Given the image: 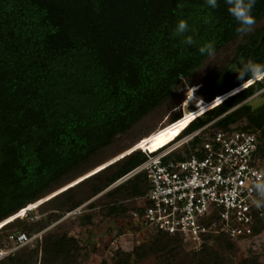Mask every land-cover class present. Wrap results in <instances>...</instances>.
<instances>
[{"label": "trees", "instance_id": "16d2710c", "mask_svg": "<svg viewBox=\"0 0 264 264\" xmlns=\"http://www.w3.org/2000/svg\"><path fill=\"white\" fill-rule=\"evenodd\" d=\"M218 4L210 8L206 0H0V223L14 217L0 230L25 224L33 217L30 207L52 199L70 196L73 207L84 202L92 194L80 200L71 195L91 183L96 193L115 182L146 160L142 149L157 150L179 134L177 138L209 123L181 147L189 154L211 130L234 123L235 110L225 111L264 81L251 80L229 97L247 84H243L247 76L212 84L207 99L191 96L188 102L195 107L170 117L169 125L157 130L145 148L87 174L110 160L102 153L117 137L129 133L131 147L150 136L156 127L141 128V123L208 57L199 53L200 46L211 41L218 52L233 37L237 23L225 0ZM263 13L264 0H256L255 19ZM181 19L188 22L189 31L174 37ZM263 35L264 29L239 48L246 51L247 60L264 63ZM187 36L193 45L183 43ZM215 117L219 118L213 121ZM248 119L244 127L258 129L257 154L264 157V110ZM168 157L182 155L177 150ZM261 167L264 171L263 163ZM124 182L108 194L132 197L144 194L149 186L145 171ZM130 218L133 221L131 214ZM19 231L36 232L16 229L9 236ZM149 231L154 238L134 249L138 256L156 255L164 260L160 264H171L183 253L178 237ZM262 232L257 224L252 236ZM234 242L226 234L208 235L192 252L190 264H260L256 256L233 263L223 253ZM30 246L15 250L0 264H70L76 251L63 235L41 236ZM116 259L114 264H129L121 255Z\"/></svg>", "mask_w": 264, "mask_h": 264}, {"label": "rangeland", "instance_id": "374dc122", "mask_svg": "<svg viewBox=\"0 0 264 264\" xmlns=\"http://www.w3.org/2000/svg\"><path fill=\"white\" fill-rule=\"evenodd\" d=\"M264 29V13L256 18L254 30L249 34H235L228 40L215 56L207 57L188 77L182 78L174 87V94L166 99L151 115L140 125L141 128H155L149 133L150 136H144L142 140L131 147L132 140L130 134H124L115 139L113 144L104 150L102 157L109 160L102 165L97 166L89 173L102 168L108 163L133 152L144 144L160 130L161 127H167L171 121L168 119L172 116H179L191 111L195 105L188 100L195 94L207 99L210 96V86L218 81L222 83L228 77L239 78L236 71L242 67V58L246 62L247 54L245 50L239 48L249 39L254 38ZM221 83V84H222ZM245 83H248L245 82ZM243 83V84H245ZM241 86V85H240ZM243 87L239 88L242 89ZM238 91V89H237ZM248 105L250 108L245 109L242 105ZM235 110V120L233 124L239 126L249 124L250 115H258L264 110V85L258 87L250 93L243 101L229 108L225 112ZM220 117V116H219ZM218 117V118H219ZM202 118H205L202 117ZM217 117L213 118L218 119ZM209 124V123H208ZM158 130V131H157ZM147 137V138H146ZM129 147V148H128ZM118 152L117 156H112ZM112 158V159H111ZM264 165V157H261ZM87 174L80 177L82 179ZM136 174V173H134ZM133 174V175H134ZM133 175L128 176L120 182H113L102 190L94 193L93 184L75 191L71 196L75 200H80L89 196L84 202L75 207L71 206V199L60 198L52 199L47 203L37 204L46 200L49 196L42 198L34 204L33 217L26 218L23 225L17 227L12 225L0 230V245L9 244V235L16 229L30 231L35 229L40 237L50 235L65 236L70 238L75 244L76 251L72 256L70 264H114L118 255H121L129 264H160L163 259L156 255L138 256L134 249L141 244H148L154 238L153 231L148 229L137 228L130 218L131 210L139 203L140 196L122 197L118 194H108L111 189L118 187L120 184ZM91 186V188H90ZM120 205L122 209L118 207ZM114 207V211H110ZM26 211V210H25ZM22 214L21 216H24ZM12 217V216H11ZM7 218L5 222L13 219ZM3 224L0 223V226ZM231 250L225 253L233 263H241L247 257L256 256L260 264H264V232L259 235H247L238 239ZM182 254L177 255L170 260L171 264H190L193 262L192 252L199 249H193L189 243L181 240ZM30 246V245H28ZM24 247V246H23ZM21 249H31L33 247H24ZM20 250V249H17ZM16 250V251H17Z\"/></svg>", "mask_w": 264, "mask_h": 264}, {"label": "built area", "instance_id": "2783aa9c", "mask_svg": "<svg viewBox=\"0 0 264 264\" xmlns=\"http://www.w3.org/2000/svg\"><path fill=\"white\" fill-rule=\"evenodd\" d=\"M208 125L177 138L179 134L157 150L140 148L146 160L116 181L145 171L149 186L140 196L139 209L131 211L133 221L141 229L174 235L193 249L208 235L238 239L253 234L257 224L264 230V209L252 204L251 193L256 175L264 173L257 154L258 129L237 124L213 129L200 147L184 152L181 147ZM177 150L182 158L168 157ZM9 237V244L0 245V261L32 245L40 234L19 231Z\"/></svg>", "mask_w": 264, "mask_h": 264}, {"label": "clouds", "instance_id": "9594fccd", "mask_svg": "<svg viewBox=\"0 0 264 264\" xmlns=\"http://www.w3.org/2000/svg\"><path fill=\"white\" fill-rule=\"evenodd\" d=\"M227 4V11L234 18L237 23L235 31L237 34H249L256 25V19L253 15V8L256 0H225ZM206 4L210 8L219 7L218 0H206ZM189 31L188 22L181 19L177 22L172 35L174 37H183L186 32ZM183 43L187 45H193L194 40L191 36H187ZM201 55H207L209 57L215 56V44L214 42H207L200 46L198 49ZM242 67L236 70L239 73V78L243 79L248 77L247 81L256 80L264 81V63L257 62L254 59L249 58L246 62L242 58ZM244 82V83H245ZM252 204L257 209H264V173L256 175L255 181L251 186Z\"/></svg>", "mask_w": 264, "mask_h": 264}, {"label": "bare ground", "instance_id": "6f19581e", "mask_svg": "<svg viewBox=\"0 0 264 264\" xmlns=\"http://www.w3.org/2000/svg\"><path fill=\"white\" fill-rule=\"evenodd\" d=\"M230 95H231V94H230ZM228 96H229V95H228ZM228 96H226V97H228ZM226 97H225V98H226ZM223 99H224V98H223Z\"/></svg>", "mask_w": 264, "mask_h": 264}, {"label": "water", "instance_id": "95a60500", "mask_svg": "<svg viewBox=\"0 0 264 264\" xmlns=\"http://www.w3.org/2000/svg\"><path fill=\"white\" fill-rule=\"evenodd\" d=\"M262 37H264V35Z\"/></svg>", "mask_w": 264, "mask_h": 264}]
</instances>
